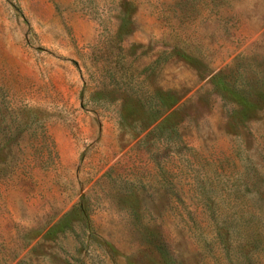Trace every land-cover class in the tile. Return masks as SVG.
I'll use <instances>...</instances> for the list:
<instances>
[{
  "label": "rangeland",
  "instance_id": "1",
  "mask_svg": "<svg viewBox=\"0 0 264 264\" xmlns=\"http://www.w3.org/2000/svg\"><path fill=\"white\" fill-rule=\"evenodd\" d=\"M162 255L264 264V0H0V264Z\"/></svg>",
  "mask_w": 264,
  "mask_h": 264
},
{
  "label": "trees",
  "instance_id": "2",
  "mask_svg": "<svg viewBox=\"0 0 264 264\" xmlns=\"http://www.w3.org/2000/svg\"><path fill=\"white\" fill-rule=\"evenodd\" d=\"M176 103L175 99L173 98V95L171 92H161L156 91L154 93V96L151 98V101L149 104H144L143 106H140V109L143 110L146 114L148 123L147 127H150L152 125H155L153 127V130H155V133H162L164 125H167V123L170 121V117H164L168 109L173 106ZM120 116H123L122 112ZM164 117V118H163ZM169 134H173L169 128H167ZM161 131V132H159ZM164 131V130H163ZM172 132V133H171ZM138 133L136 136H139ZM155 250L161 249L159 245H153ZM157 248H156V247ZM161 264H173V261L169 257H162L160 258Z\"/></svg>",
  "mask_w": 264,
  "mask_h": 264
}]
</instances>
